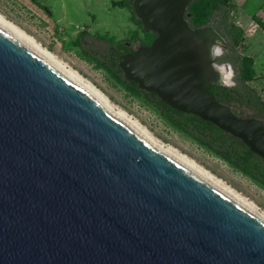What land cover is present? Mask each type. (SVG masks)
<instances>
[{
	"label": "water",
	"instance_id": "95a60500",
	"mask_svg": "<svg viewBox=\"0 0 264 264\" xmlns=\"http://www.w3.org/2000/svg\"><path fill=\"white\" fill-rule=\"evenodd\" d=\"M193 0H132L156 37L118 62L264 159V120L218 102ZM0 264H264V212L0 18Z\"/></svg>",
	"mask_w": 264,
	"mask_h": 264
},
{
	"label": "rangeland",
	"instance_id": "374dc122",
	"mask_svg": "<svg viewBox=\"0 0 264 264\" xmlns=\"http://www.w3.org/2000/svg\"><path fill=\"white\" fill-rule=\"evenodd\" d=\"M114 1L118 0H0V16L94 83L147 132L209 171L264 212V184L259 179L172 125L152 104L126 90L84 52L101 51L108 42L138 40L145 43L152 38V32L142 29L129 7L114 6ZM208 5L207 0H202L190 7L195 24L205 22ZM232 10L229 16L234 19ZM83 30L93 36L87 39L85 46L76 41ZM253 87L259 91L258 85Z\"/></svg>",
	"mask_w": 264,
	"mask_h": 264
},
{
	"label": "trees",
	"instance_id": "16d2710c",
	"mask_svg": "<svg viewBox=\"0 0 264 264\" xmlns=\"http://www.w3.org/2000/svg\"><path fill=\"white\" fill-rule=\"evenodd\" d=\"M202 0H193L188 6L184 18L191 28L203 27L209 24L225 39L226 53L217 61L229 62L236 70L235 88H226L221 85L207 83V90L218 102L225 103L237 116L256 117L264 120V99L260 93L249 84L257 79L253 69V58L242 53L244 46V31L234 23L229 14L233 8L232 0H207L208 14L205 22L194 23V14L190 7ZM132 0H118L114 6H126L132 10ZM133 12V11H132ZM253 20L264 30V21L255 14ZM138 21L137 19H135ZM142 27V26H141ZM144 29V28H143ZM86 30L79 32L76 41L79 45H87V39L92 38ZM125 49L124 41L108 42L101 51L92 53L84 51L90 56L98 67L104 68L130 93L143 98L152 104L162 116L172 125L191 136L200 144L221 154L226 161L241 168L243 171L255 176L264 184V159L252 153L241 140L222 131L210 122L200 119L193 114L179 112L161 101L154 93H147L134 82L127 81L118 66Z\"/></svg>",
	"mask_w": 264,
	"mask_h": 264
},
{
	"label": "crops",
	"instance_id": "0c3cea01",
	"mask_svg": "<svg viewBox=\"0 0 264 264\" xmlns=\"http://www.w3.org/2000/svg\"><path fill=\"white\" fill-rule=\"evenodd\" d=\"M234 13V23L244 31L245 55L253 58V69L257 79L249 82L251 86L258 85L261 97L264 92V30L253 20L255 14L264 21V0H232ZM262 55V56H261Z\"/></svg>",
	"mask_w": 264,
	"mask_h": 264
},
{
	"label": "clouds",
	"instance_id": "9594fccd",
	"mask_svg": "<svg viewBox=\"0 0 264 264\" xmlns=\"http://www.w3.org/2000/svg\"><path fill=\"white\" fill-rule=\"evenodd\" d=\"M226 49L220 40H216L211 43L208 47V57L211 61L210 68L211 71L217 74V83L226 88L236 87V70L233 65L229 62L218 63V58L225 55Z\"/></svg>",
	"mask_w": 264,
	"mask_h": 264
},
{
	"label": "flooded vegetation",
	"instance_id": "af4514ba",
	"mask_svg": "<svg viewBox=\"0 0 264 264\" xmlns=\"http://www.w3.org/2000/svg\"><path fill=\"white\" fill-rule=\"evenodd\" d=\"M141 24V23H140ZM143 29V27H142ZM145 31V29H143ZM147 31V30H146ZM151 32V31H150ZM153 36L152 38L150 39L149 42H145V43H142V42H139L138 40H135V41H124V44H125V49L123 50L124 51V55H132L135 53V50L140 47V46H148L150 45V43L153 41V39L156 37V34L154 32H152ZM226 46V45H225ZM210 83V82H208ZM207 84V83H206ZM213 84V83H212Z\"/></svg>",
	"mask_w": 264,
	"mask_h": 264
},
{
	"label": "bare ground",
	"instance_id": "6f19581e",
	"mask_svg": "<svg viewBox=\"0 0 264 264\" xmlns=\"http://www.w3.org/2000/svg\"><path fill=\"white\" fill-rule=\"evenodd\" d=\"M0 18L2 19V20H4L5 22H7L5 19H3L1 16H0ZM8 23V22H7ZM8 24H10V23H8ZM11 26H13L12 24H10ZM14 27V26H13ZM15 28V27H14ZM15 29H17V28H15ZM18 30V29H17ZM18 31H20V30H18ZM21 32V31H20ZM21 33H23V32H21ZM28 37V36H27ZM29 38V37H28ZM31 40H33V39H31Z\"/></svg>",
	"mask_w": 264,
	"mask_h": 264
}]
</instances>
